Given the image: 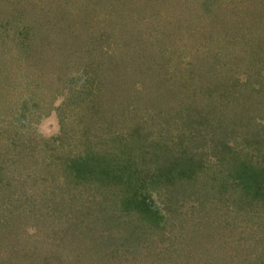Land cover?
<instances>
[{"label": "rangeland", "instance_id": "1", "mask_svg": "<svg viewBox=\"0 0 264 264\" xmlns=\"http://www.w3.org/2000/svg\"><path fill=\"white\" fill-rule=\"evenodd\" d=\"M261 1L0 0L2 46L4 45V50H9L11 55L8 58L0 53V64L1 62L5 63L6 67L4 66L2 70L8 71L10 74L14 73L13 81L16 76L15 71L18 70L19 75L15 84L13 82L10 84L11 88L8 93L12 92V99L20 101L19 104L13 102L8 97L7 90L0 89V100L7 101L9 99L7 108L0 101V127H7L10 131L9 135L14 133V129L20 132L23 130L20 135L23 136V141L29 143V147L36 146L35 140H37V145L41 139L45 143H49L60 135L56 112L52 111L47 117H44L43 114L50 109L49 107L64 109L62 105L64 94L78 91L79 86L85 80L84 70L79 69L82 66L77 65L76 61H72L70 65L67 61L55 73L49 70L47 74L39 78L36 71H32L25 65L27 50L23 46L24 42H30L34 38L35 33L42 34L43 31H47L48 36L54 39L50 32L54 29L65 35L80 37L76 40H80L79 43L87 44V47L92 45V40L100 38L104 33L110 41H118L117 48L120 51L125 49L122 46L123 43L128 44L127 46L137 53L143 52L144 49L146 53L150 48L155 51V45L148 44L149 41H154L160 47V50L155 52L159 64L167 65V67L172 65L175 66V69H179L181 59H183L186 68L190 66L186 58H194L192 48L188 49L185 42L189 44H191L190 42H200L203 49L210 47L209 49L213 53L216 52V55L212 56L209 51H199L197 55H205L201 56L200 61L212 57L215 60L214 65L222 60L225 65L229 60L234 62L233 64H238L235 61L240 54L242 59L238 68H236L237 65H233L231 71L224 69L220 73L228 75L224 83L234 76L233 73L237 74L238 72L244 79H249L248 84L254 83V79L260 76L264 77V44L257 51L255 42L252 43L255 38L264 35V4H261ZM27 17H31L34 24L36 22L43 25L46 23L54 29L44 30L43 27V31H36ZM166 22L168 26L163 24ZM31 28L33 34H30L29 40L26 41L25 36L27 37V34L31 32ZM50 38L45 36L43 41L53 44L54 41ZM40 39L41 37L36 36L34 42H39ZM250 45L254 49H251ZM149 46L151 47L149 48ZM185 55L187 57L184 59ZM232 57L236 59H232ZM149 59L153 60V56L151 55ZM89 61L90 59L87 64ZM138 66V64L135 65L136 73L118 77L122 80V85L117 88L114 97L111 95L110 103H107L108 100L103 103L108 110V122L113 134L117 137L127 133L131 135L128 144L134 151L138 169L150 168V171L153 172L154 167L150 166V157L145 156L143 152L155 151V142L158 146L161 139L166 142V145L169 142L165 134H160V130L164 127V119L158 111H154V107L147 101L148 98L150 102H153L157 93L155 88L149 85L150 82H153L154 73L151 69L153 66L145 75L140 74V78L137 72ZM122 69L125 74V59ZM112 72L113 75H116L115 71ZM170 75L174 76V74ZM144 79L146 81L139 84V81ZM22 81L23 86L21 87L19 84ZM95 82L97 81L95 80ZM262 84L263 89L260 90L263 91V96L261 98L254 97V95L244 107L241 104L236 106L232 104L231 106L234 107L231 109L229 105L231 101L222 99L217 87L214 88V91L205 90L208 87L203 90L200 88L189 91L190 88L184 87L173 96L169 95L170 100L176 106L181 101L186 110L189 108V113L184 119L185 126H190L187 119L197 118L196 114L201 111L207 112L205 109H209L207 107L209 106L208 98L214 99L213 107L207 114L209 118L213 117L211 120L213 125L211 129L206 127L205 133L197 135L191 150L195 152L194 157L201 164V170L194 172L200 194H193L184 188H176L179 184L177 181L171 183L174 185V189L170 190L172 194L167 192V196H162V201H159L156 193H149L146 185L142 190L146 196L149 195L154 199L156 207L159 208L160 225L168 224L173 229L175 226L176 232L174 230L171 232L178 234L181 237L180 241L185 243L187 235L183 234L184 230H188L198 223V231L200 229L205 235L213 234V237L206 238L208 244H202V246L213 250L211 254L217 258L230 254L229 257H226L231 260L232 264H264V200L254 199L255 195L252 192H255L257 188L251 189L253 182L249 175L252 171L248 169L251 167L255 171H264V81ZM129 92H133L136 98L140 97L141 103L133 106V101L128 100ZM195 92L197 93L195 96H190L189 93L194 95ZM184 95L187 97L183 101ZM113 98L114 100H112ZM24 101H27V104L21 106ZM160 102L161 107L164 106L161 111H164L171 103L166 96ZM68 107L71 108L72 105H68ZM177 110L172 114L177 116L180 109ZM180 111L182 112V110ZM232 111L235 113H231ZM153 112H156L155 116ZM113 113L115 115H112ZM231 116L237 120H249L254 123V128L259 134L250 132L248 135H232L229 132L226 133L224 129L228 127L229 121L232 119ZM172 125V123L169 124L171 127ZM191 131V128H187L180 133L181 135H175V133L170 135V137H174L173 144L186 145L192 136L188 135ZM104 132L106 133V131ZM5 140L8 139L4 138L0 141L5 143ZM119 142L121 143L120 140ZM115 144L118 145V143ZM37 150L41 152L38 147ZM31 155L40 159L42 154L35 151ZM12 167L15 168V163ZM12 167L9 164L6 169L12 170ZM18 181L26 184L22 178ZM55 184L61 186L59 183ZM25 189L27 195L30 196L32 194L31 185L29 184V189L25 185ZM87 190L82 188L75 191L74 198L69 194L70 197L67 196L66 202H63L64 205L62 204L59 211L53 204V199L42 201V197L37 196L36 202L34 201L35 203L32 205L34 208L31 206L24 216L15 217V219L19 218L16 219V223L19 225L17 227H21L17 231V237L22 239L28 249L24 255L30 256L32 261L44 263V258L51 248L49 244H57L52 239L53 233L50 235L53 229L49 223L57 222L54 215H65V210L67 212L68 210L79 211L80 202L85 199V195H89ZM109 191L111 194L114 193L113 190ZM174 191L178 193L175 194ZM204 191L207 201L204 206H199L202 199L200 196ZM183 193L186 197H183ZM57 204L61 203L57 202ZM98 214H100V210ZM100 217L102 216H98V219ZM215 235L219 237H214ZM13 236L15 237L16 234ZM235 240H239V245L232 246L230 252H225L224 249L228 248L227 246ZM1 244L0 262H6L4 258L9 257L10 251ZM204 250L206 249L194 250L195 253L186 250L177 264L207 263L205 259L209 253H204ZM68 251L71 252V250ZM188 252L191 253V256ZM22 260L18 263L22 264ZM165 264L176 263L167 261Z\"/></svg>", "mask_w": 264, "mask_h": 264}, {"label": "trees", "instance_id": "2", "mask_svg": "<svg viewBox=\"0 0 264 264\" xmlns=\"http://www.w3.org/2000/svg\"><path fill=\"white\" fill-rule=\"evenodd\" d=\"M261 4H264V0L261 1ZM27 19L30 20L29 23L35 27L36 31H43V27L44 30L54 29L46 23L44 25L38 22L34 24L31 17H27ZM167 22L163 24L168 26ZM31 25L29 24V27ZM30 30L27 37L25 36L26 41L29 40L30 34H33L32 28ZM50 32L54 39L48 36L47 31H43L42 34L35 33L36 35L30 42L23 43L27 50L25 65L32 71H36L39 78H42L47 74V71L55 73L67 61L69 65L72 61H76L77 65L82 66L79 69L84 70L85 80L79 86L78 91L64 92L65 98L62 102L64 109L49 107L50 109L43 114L44 117H47L52 111H55L59 120L60 135L51 142L45 143L41 139L37 145V140H35L36 146L29 147V143L23 141V136L20 135L23 130L20 132L14 129V133L9 135L10 131L7 127H0V140L8 139L5 140V143L0 141V243L10 251L9 257L4 258L6 262L3 261L0 264H19L18 262L22 259V264H165L167 261H174L177 264L186 250L195 253L198 249H206L204 253H209L208 258L205 259L207 263L204 264H232L231 260H228L230 254L217 258L211 254L213 250L202 246V244H208L206 238L213 237V234L205 235L200 229L198 231V223L195 224L196 227L193 225L190 229L184 230L183 234L187 235L185 243L180 241L181 237L178 234L171 232L176 229L175 226L173 229L168 224L160 225L159 208L156 207L154 199L149 195L146 196L142 190L146 185L149 193H156V197L162 201V196H167V192L172 194L170 190L174 189V185L171 183L177 181L179 184L176 188H184L193 194H200L194 172L201 170V164L195 159V152L191 150L197 135L205 133L206 127L211 129L213 125L211 123L213 117L209 118L207 114L213 107L214 99L208 98L209 106L207 107L209 109H205L207 112L201 111L196 114L197 118L187 119L190 126H185L184 119L189 113V108L186 110L181 101L177 107L170 100L169 95L173 96L184 87L190 88L189 91L200 88L203 90L206 87L208 88L205 90L214 91V88L217 87L221 98L231 101L230 109L234 107L231 106L232 104L235 106L241 104L244 107L254 95L257 98L263 96V91L260 89H263L264 77L260 76L253 80L254 83L248 84L249 79H244L238 72L237 74L233 73L234 76L224 83L228 75L220 73L224 69L231 71L233 65H237L236 68H238L242 59L240 54L235 61L238 64H233L234 62L229 60L225 65L222 60L214 65L215 60L212 57L200 61L201 56L205 55H197L199 51H209L212 56L216 55V52L213 53L209 49L210 47L203 49L200 42L189 41L191 44L185 42L188 49L192 48L194 58H186L187 55H185L183 58L187 59L190 66L185 68L183 59H181L179 69H175V66L172 65L167 67V65L159 64L155 52L157 53L160 47L154 41H149L148 44L155 45V51L149 46L151 50L149 49L148 52L145 53L144 49L143 52L137 53L127 46V43V45L122 44L125 49L120 51L117 48L118 41H110L104 33L100 38L92 40V45L87 47V44L79 43L80 40H76L80 37L65 35L57 29L50 30ZM43 35L53 40L54 43L43 41V37H45ZM36 36L41 37L39 42H34ZM253 42H255L258 51L264 44V35L255 38ZM250 47L254 49L252 45ZM23 50L25 51V48ZM0 53L7 57L11 56L10 51H5L4 45L2 46L1 29ZM151 55L153 60L149 59ZM220 58L222 59V57ZM124 59L126 60L125 74L122 69ZM232 59L236 58L232 57ZM137 64L139 65L137 70L139 78L140 74L145 75L146 72H149L151 66L154 68H151L154 73L153 82H150L149 85L153 86L157 93L153 102H150L148 98L147 101L154 107V111H158L164 119V127L160 130V134H165L169 142L166 145V142L161 139L158 146L155 142V151L143 152L145 156L150 157L149 162L150 166L154 167L153 172L150 171V168L138 169L134 151L128 144L131 135L127 133L117 137L113 134L108 122V110L103 103L107 100V103H110L111 95L114 97L115 91L122 85V80L118 77H126L134 73ZM4 66L5 63L1 62L0 89L4 91L6 89L8 93L11 88L10 84L12 82L15 84L19 74L18 70L15 71L16 76L13 81L14 73L10 74L8 71L2 70ZM130 68L133 70H129ZM112 71H115L116 75H113ZM170 74H174V76ZM144 81L146 80L139 81V84ZM22 83L23 81L19 84L21 87ZM134 85L135 82L133 87ZM11 93L7 94L10 100L19 104L20 101L12 99ZM189 94L195 96L197 93ZM128 95V100L133 101V106L141 103V98H136L133 92H129ZM165 96L171 103L164 111H161L164 106L161 107L160 100ZM186 97L184 95L183 101L186 100ZM8 100L0 101L6 107ZM25 103L27 104V101H24L21 106ZM68 105H72V107L70 108ZM178 108L182 112L179 110L178 115L175 116L172 113ZM184 110L186 111L184 112ZM153 114L155 116L156 112ZM231 118L228 127L224 129L226 133L229 132L232 135H248L250 132L259 134L254 128L255 124L249 120H237L232 116ZM170 123L173 124L172 127L169 126ZM187 128L192 130L188 134L192 135L189 142L186 145L173 144L174 137H170V135L174 133L181 135L180 133ZM100 133L101 135H99ZM37 147L41 149V152H38ZM32 151L41 153L40 159L31 155ZM13 163H15L14 169ZM9 164L12 170L6 169ZM248 169L252 171L249 175L253 182L251 189L257 188L255 192H252L255 195L254 199L264 200V171H255L251 167ZM21 178L26 181V184L18 181ZM55 183H59L61 186ZM21 184L24 185L19 186ZM29 184L32 188L30 196L27 195L25 189V185L29 189ZM82 188L88 189L89 195L84 194L85 199L80 202V210L77 212L65 210V215H54L57 222L49 223L53 229L50 235L53 233L52 239L57 244H49L51 248L44 258V263L32 261L30 256L24 255L28 249L22 239L17 237V231L21 227H17L19 225L16 223L17 218L15 219V217L24 216L36 202L37 196H41L42 201L53 199V204L59 211L63 202H66L67 196L70 194L74 198V192ZM108 190H113L114 193L111 194V191L108 192ZM174 193L178 192L174 191ZM206 196L205 191L201 193L200 198L202 199L199 206H204L207 201ZM183 197H186L184 193ZM57 202L61 204H57ZM32 208L34 207L32 206ZM165 209L167 210V207ZM99 210L100 214H98ZM98 216L102 217L98 219ZM174 231L176 232V230ZM14 234H16L15 237ZM214 237L219 236L215 235ZM233 243L229 244L224 251L230 252L232 246L239 245V240H235ZM189 252L188 254L191 256Z\"/></svg>", "mask_w": 264, "mask_h": 264}]
</instances>
